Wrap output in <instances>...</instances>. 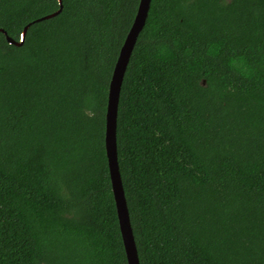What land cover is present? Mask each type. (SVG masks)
Masks as SVG:
<instances>
[{
  "label": "trees",
  "instance_id": "16d2710c",
  "mask_svg": "<svg viewBox=\"0 0 264 264\" xmlns=\"http://www.w3.org/2000/svg\"><path fill=\"white\" fill-rule=\"evenodd\" d=\"M139 3L0 0V264H128L105 134ZM117 151L140 264H264V0H151Z\"/></svg>",
  "mask_w": 264,
  "mask_h": 264
},
{
  "label": "water",
  "instance_id": "95a60500",
  "mask_svg": "<svg viewBox=\"0 0 264 264\" xmlns=\"http://www.w3.org/2000/svg\"><path fill=\"white\" fill-rule=\"evenodd\" d=\"M61 7L50 14H47L40 19L48 18L58 14L62 10V0H59ZM151 0H140L139 7L135 20L127 34L124 44L121 47L118 59L116 61L114 71L111 77L108 95V107L106 113V134H105V145L108 157L110 178L112 182V189L116 201L118 218L120 223V229L122 238L126 250L128 264H140L138 250L135 242L133 228L131 226V220L129 215V209L125 196V190L123 186L122 176L118 161L117 151V115L119 107V99L121 86L123 83L126 68L129 62L130 55L137 41L139 32L143 28L148 11L150 8ZM28 26L25 27L20 41H16L12 37L7 35V40L10 43L22 44L25 38V33ZM1 31L5 32L3 28Z\"/></svg>",
  "mask_w": 264,
  "mask_h": 264
}]
</instances>
